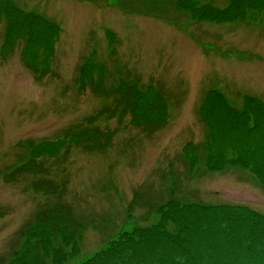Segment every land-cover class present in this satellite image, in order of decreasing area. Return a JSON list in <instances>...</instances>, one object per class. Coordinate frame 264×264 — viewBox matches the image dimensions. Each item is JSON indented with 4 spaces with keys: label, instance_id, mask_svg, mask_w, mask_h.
I'll list each match as a JSON object with an SVG mask.
<instances>
[{
    "label": "rangeland",
    "instance_id": "1",
    "mask_svg": "<svg viewBox=\"0 0 264 264\" xmlns=\"http://www.w3.org/2000/svg\"><path fill=\"white\" fill-rule=\"evenodd\" d=\"M196 1L0 0V264H193L208 207L264 216V0ZM127 73L158 129L98 115L91 85ZM95 125L115 134L88 151L77 131ZM35 163L66 187L77 235L40 224Z\"/></svg>",
    "mask_w": 264,
    "mask_h": 264
},
{
    "label": "trees",
    "instance_id": "2",
    "mask_svg": "<svg viewBox=\"0 0 264 264\" xmlns=\"http://www.w3.org/2000/svg\"><path fill=\"white\" fill-rule=\"evenodd\" d=\"M191 2L196 3L197 1L191 0ZM185 3L188 4L187 1ZM197 12L199 14L202 11ZM205 15L207 17L214 16L210 12ZM202 16L203 14L199 18H202ZM131 77V73H127L126 78L119 79V82L115 84L104 86L100 82L91 85L93 93L98 98L106 101L98 115L109 121H117L119 125L126 123L127 120H132L136 126L143 125L149 131L158 129L155 126L164 125V123L146 120L144 114L146 112L142 111L140 107L138 109V106H140L139 101L142 100L143 95L140 89L144 84L141 82L140 77L136 78V82L134 79L131 80ZM156 108H153L151 113L161 115V105L157 104ZM146 109L144 107V110ZM255 111L252 103L245 104V113H255ZM252 117L254 116H250V119ZM81 126H77V129L80 130ZM77 132H80L78 136L80 135L81 142L88 151H98L107 147L115 134V132L111 133L109 129H101L97 125L90 126V128L83 127ZM243 164L248 169L250 168L255 175H260V167L256 162L250 163L246 161L240 165ZM25 174L35 177L32 182L33 190L46 195L49 200L46 208L40 212V224H44L53 233L62 234L70 231L72 235H77L79 229L74 225L78 224V222H76L73 209L63 200L66 187L64 188L58 182L53 181L50 178V174L41 164L35 163L33 167H28L25 170ZM261 182L264 183V180H261ZM199 206L207 208L203 204ZM208 208L213 209V212L217 215L215 217V225L207 229L206 239L211 242L200 241L201 246L196 247V251L199 254L193 264H264V216L254 212L250 207L241 205L218 206L216 204ZM186 219L194 220L189 214L186 215ZM143 231L135 229L133 233L136 238L134 236L128 237L127 240L134 238L132 242L138 243V240L146 238V235L142 233ZM218 239L221 242L217 243ZM183 246L187 248L186 243ZM208 250L213 253L211 258L208 255H203ZM112 251L113 247L110 248L109 246L94 254V257L88 259V261L91 262L95 258L99 260L105 255L110 256ZM168 263L177 264L179 262L171 260Z\"/></svg>",
    "mask_w": 264,
    "mask_h": 264
}]
</instances>
